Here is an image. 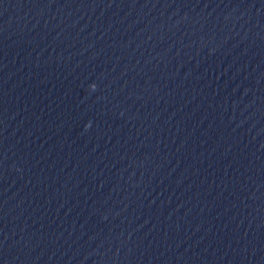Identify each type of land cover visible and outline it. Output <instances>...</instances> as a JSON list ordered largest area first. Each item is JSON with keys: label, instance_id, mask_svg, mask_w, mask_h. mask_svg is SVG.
I'll use <instances>...</instances> for the list:
<instances>
[{"label": "water", "instance_id": "water-1", "mask_svg": "<svg viewBox=\"0 0 264 264\" xmlns=\"http://www.w3.org/2000/svg\"><path fill=\"white\" fill-rule=\"evenodd\" d=\"M0 264H264V0H0Z\"/></svg>", "mask_w": 264, "mask_h": 264}]
</instances>
